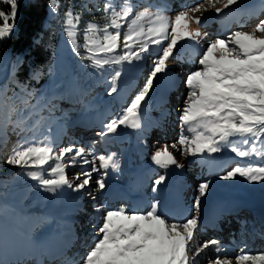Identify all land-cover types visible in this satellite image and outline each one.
Here are the masks:
<instances>
[{
    "label": "snow or ice",
    "instance_id": "obj_1",
    "mask_svg": "<svg viewBox=\"0 0 264 264\" xmlns=\"http://www.w3.org/2000/svg\"><path fill=\"white\" fill-rule=\"evenodd\" d=\"M206 2L220 14L242 0H223L222 7L216 6L221 0ZM0 3L8 6L7 10L0 8L2 43L14 34L20 0H0ZM59 7L58 0H50L52 11ZM201 10H207L204 4H198L191 11ZM103 12L106 18L103 26L88 22L83 28V48L87 56L82 58L91 61L90 66L102 69L106 65L140 61L152 52L153 45L158 55L142 90L123 108L120 116L108 122L105 130L98 133L101 138L116 133L121 126L140 129L143 102L153 89L158 74L168 72V60L176 59L174 49L181 41L201 45L204 39L198 28L192 30L190 27L192 23L200 25L201 18L189 11H181L173 18L166 14L164 8L151 11L150 7H144L135 11L130 0H122L119 6L105 3ZM260 14H264V9ZM64 16L67 38L72 50L79 55L77 26L81 23V16L74 15L71 8L65 10ZM256 33L262 35L257 36ZM196 63L200 67L191 71L185 81L188 92L179 115L183 128L178 139L182 148L178 151L181 155L203 157L230 150L242 159L252 156L264 159V147H257L258 142L264 144V19H259L250 32L236 30L226 38L209 40ZM120 75V71L114 72L109 94L117 92L115 81ZM34 95L25 88L22 95L10 97L0 89V146H6L12 134L21 137L6 155L4 163L26 170L24 174L49 193H56L65 186L80 192L92 182L93 172L109 168L119 170L114 154L99 155L97 168V158L89 161L83 148L69 145L56 153L50 142L24 140L22 134L33 130L28 126L31 113L25 115L24 110L36 107L30 105ZM236 140L248 147H240ZM73 153L66 163L65 157ZM77 158H81L84 164H91V170L77 173L74 179L78 183H73L66 174V168L76 164ZM151 159L165 169L172 165L183 168L168 146L155 151ZM238 177L250 184L264 182V163L237 164L220 179L231 181ZM164 180L165 177L161 176L155 183L159 185ZM95 184L98 190L106 187L103 178L96 180ZM209 187L208 182L198 185L199 195L193 204L197 212ZM96 212L100 214L99 218L91 224L94 246L79 260L73 258L65 264H199L197 258L209 249L217 255L215 259H209L208 264H232L231 259L220 258L219 254L224 250L217 240L196 244L200 234L198 216L169 223L159 212L158 202L151 204L146 212H128L123 207L112 210L98 207ZM227 255L225 252V257ZM235 260L236 264H264V254H246L241 249Z\"/></svg>",
    "mask_w": 264,
    "mask_h": 264
},
{
    "label": "rangeland",
    "instance_id": "obj_2",
    "mask_svg": "<svg viewBox=\"0 0 264 264\" xmlns=\"http://www.w3.org/2000/svg\"><path fill=\"white\" fill-rule=\"evenodd\" d=\"M24 1H27V0H20V2H24ZM118 1H119V5H121L122 0H118ZM142 1H144V0H131V3L133 4L135 11H139L144 7H150V10L154 11V9H152V6L141 4ZM175 1H177V3L173 5V3ZM193 1L195 2L197 0H167L168 5L166 3H164V5L166 7H168V13H169L170 17L174 18L175 15H177L181 11H189V13L191 15L199 16L201 18V24H202L204 22L203 19H205L207 17V15L209 13H211L213 8H210L206 2H203L204 7L207 10L206 11L201 10L200 12L194 13L191 10L197 6V5L195 6V4L200 3L201 1L196 2L192 6L191 4H193ZM255 1L264 3V0H255ZM157 2H158V0H154V3H157ZM242 2L250 4V3H254V0H242ZM189 4L191 6H188ZM222 6H223V0H221V2L218 3L217 7H222ZM177 7H179V9H177ZM231 12H234V10H229V13H231ZM53 16H54V14L52 13L50 15V19H52ZM261 19H264V17H262ZM258 22H259V19L250 21L246 26L243 25V27L238 28V30L245 31L246 29H253V27ZM201 24L197 25L195 23H192V25L195 27L194 30H196L197 28L200 27L201 33L206 35L209 38V40H212L216 36V35H213V34H215V31L217 30L216 23H214L212 31H211L210 26H206L210 29L208 31H206V28L202 29ZM202 26H204V25H202ZM190 27L192 29V26H190ZM15 30H16V28H15ZM256 35L261 36L262 34L256 33ZM217 38H219V37H217ZM193 44H194L193 41H185L182 43L180 42L178 44L177 48L174 49V55L176 56V59L170 58L167 62L168 63V69H169L168 72L166 74L162 73V75L159 78L154 80V87L149 93V96H151V97L148 98L149 97L148 96L146 98V100L143 102V106L146 103L147 104L144 106L145 108L141 109V112H140L141 128L140 129H132L129 127L121 126L116 133L110 134L113 136V138H110L112 143H113L112 146L108 147V149L101 150L99 145L103 144L102 140L100 142H98V140H96V137H97L98 133L101 132V130H100L101 122H104V119H105L104 117H102L103 116V107H101V108H97V106L88 107V108L84 109L85 111L81 112V113H83L82 115L76 116L74 120H73V118L67 119L65 116L61 117L60 113H56V112H59L58 110H61L63 115L68 113V107L67 106L70 103L66 101V97L71 98L72 96H77V97L81 96V93L77 90V86L74 82L75 79H73L71 74H70L71 65H72L71 63H74L73 61L77 59V53L72 50V46H71L70 41H67L64 39L60 43L59 48H58L57 59L53 65V67L51 68L50 77H49V79L45 85V88H44L45 93L48 95H51L52 97L47 96V98H48L47 104L42 105L37 110L39 112L38 115H40L42 113L41 112L42 110H49L50 112L54 113L51 115V118H53L56 121H58L57 118H60V121H58L57 125L55 126V128H57V129H54L55 132L47 133L45 135V141L50 142L52 144V146L54 147V152L58 153L62 149L67 148L69 145H71L72 138H74V136H76L75 133H80V131H82L84 129L85 130L86 129L94 130L98 126V132L93 133V135H95V136H93L95 142L92 143V145H91V151L84 150L85 151V158H87L89 161H93L94 157L97 158V159H95V165L97 168H99V161H98L99 155H101V154L110 155V154L116 153L118 156L116 161L119 164V170L114 171L111 168H109L108 170L99 169L98 172H93L92 173V182L90 183L89 186H87L84 190H81L80 192H75L72 189L67 188L66 186L64 188L58 190L56 193L47 192V197L50 198L48 204H43L37 211L31 212V213H35L37 216H40V217L44 216V223H41V222L35 223L34 226L32 227V229L30 230L31 231L30 233H27V232L24 233L25 236L23 235V232L15 231L17 229L13 227V224H11L9 222H7L5 224L6 220L4 218L0 217V222L1 223L4 222L3 225H1L2 229L0 230L1 241L4 243V245L8 244V246L10 248H12L11 242L13 243L14 239H15L17 241H19V240L22 242L24 241L27 245L33 244L34 246H38L37 240H40V239H43L46 237L49 238V237L55 236V235H58V237H59L61 235L60 232L62 231V226L66 227L67 225H69L71 223L76 224L75 221H73V220L69 221L66 218L70 214L74 215V213L77 212L78 208L75 207V205L77 203V199L80 198L86 192H92L93 193L94 191H99L101 194L99 196H98V194H96L95 195L96 198L91 196L92 199H94V201L98 200V202H97L98 206L93 205L94 207L91 208V210H90L91 213H89V215H88V219L91 222V224L99 218L100 214L96 212V208H98V207L105 209V210L118 209L121 207L126 208V206H123V205H114L111 207V209H107V207H106V206L110 205V201L112 198L111 188L113 187L114 195H115V193L119 192V189H124L126 187L125 180H127V186L132 187L134 189L141 190V191H143V189H144V187H143L144 183H148L150 181H153V183L151 184L152 190H150L151 191L150 193H152L156 196H159L160 200H157L156 199L157 197H155L153 199V202H155V199L157 200L158 209H160L161 207L166 205V202H169L171 200L172 195H174L176 193L175 190H176L177 185H179V182H181L180 178H185V174L187 172L191 173V171H189V165L195 164V161L197 159H199V157H200V156L192 157V156H187V155H181V152L178 151V149L182 148V146L179 145V143H178V139H179V136H180L182 128H183V126L179 120V115L181 114V110L184 107L185 100L187 97V92H188V89H187L185 83H184V86L182 85L183 95H181L180 101H177L176 105L174 107L172 105V107H171L174 109L176 106H178L177 111H171L169 114V117H171V122H172V125H171L172 132L169 134V136H167L168 138H165L162 141V143L159 144V140L155 139V135H154V140H153L152 137L150 136L152 134L150 132L146 131L145 128L147 127V124H148L147 122H149V120L151 119L150 115L152 114L153 116H155V114L158 112L157 111V109H158L157 101L159 99V94L161 93V91L164 90L163 89L164 86H168L169 84H172L173 82L177 83V80H179L180 77H182L184 75V70L182 68L181 69H179V68L174 69L173 68L175 65H177L176 64L177 56L184 49H186L187 46H192ZM153 49L156 51L155 46H153ZM17 60H19V58H16L13 61L12 56L9 57L7 55H3L2 57H0V83L3 80H5V78L7 76L6 71L7 72L9 71L11 63L12 62L16 63ZM145 63H146V65L141 67L140 71L146 70L144 72V74H146V78H147V76L149 75L148 71H150V69L152 67L153 59L145 58ZM129 64L132 65L133 62L129 63ZM147 67H149V68L146 69ZM197 68H198V66H196V68L194 70H196ZM94 69H96V68L94 67ZM119 71L121 72V75L115 81L117 92L109 94L110 91L109 90L106 91L107 93L103 97L101 95L98 96V98L100 99V102H97V103L108 104L107 107H110L109 106L110 101L111 102L116 101L119 98L121 100V98L124 97L125 94L130 93L129 92L130 90L133 91L136 89V91L138 92L144 86V85L142 86L141 84L138 83V80H137L138 75L136 74L137 71L132 72V71H129L125 68H121V69H119ZM76 72L82 73V72H86V70L83 67H81L80 69H76ZM90 72H92V71H90ZM90 72H88V73H90ZM189 73L185 74L186 75L185 78L182 77L184 82L186 81V77ZM146 78H145V81H146ZM100 82L102 83V81H100ZM55 96H57V97H55ZM53 97H55V98H53ZM125 103H126V100L124 101V104ZM169 106H170V104L167 107H169ZM56 107H58V108H56ZM122 110H123V108L118 109V107H116V110L114 112H109L108 114L106 113V117H108L111 114H115V113H116L115 115L120 114V113L122 114ZM165 114L166 113H164L163 115H165ZM63 118L65 121H63ZM49 120H50V118H49ZM70 120H71V122H69ZM73 122H74V124L72 125ZM58 124H60V125H58ZM90 124L93 125L94 127H89ZM106 124L103 123L104 126ZM169 126H170V124H169ZM75 128H78V129L75 130ZM155 130L156 129H153V132ZM78 138H80V136H78ZM8 140L11 141L12 138L10 137V139H8ZM113 140H115V141L113 142ZM235 142L242 148L248 147L247 145L240 144L239 140H236ZM173 144H175L176 147L173 149H170V147H172ZM73 146L77 149L82 148V145L81 146H77V145L75 146V144H73ZM165 146H168V150L173 153V155L176 157V159L178 160V162L180 164L184 165L186 163V160H184V159H188L187 163L185 164V166L183 168H176L175 165H172V166H169V168L165 169V168H162V167L156 165L152 161L151 157L155 153V151L162 150ZM257 147L262 148V147H264V144H261L260 142H258ZM72 155H74V153L69 154V156L65 157L66 163H68V161L70 160ZM5 157H6V155H4V157L2 159H5ZM212 158H214V159L212 160V164H211L210 169H205L204 171L202 169H200L197 172H195V176L191 175L189 182L191 185L194 184L195 188H198L199 183L209 181V179H206L205 176H208L210 173L216 171L217 166H218V165L214 164V162L216 160H221L224 162V164H227V165L229 164L230 165L229 170L232 167H235L237 164L264 163V159H261V158L255 157V156L243 158V159L239 158V157L235 156V154L232 153L230 150H224L221 153L212 154ZM2 163H4V160L2 161ZM128 163L141 164L142 171H138L137 167L129 166ZM224 164H222V165H224ZM90 170H91V164H84L83 160L81 158H77L76 164H74V165L70 164L66 168V174H67L70 181H72L73 183H78V181H76L74 179L76 174L80 173L82 171H90ZM104 170H105V172H103ZM225 173L226 172L223 171V172H221L220 175L211 177V181L208 182L210 185L209 190L206 193V195L201 198V205L202 206L200 205V208H199L200 211H198V213H197V211L194 210V213L192 216L195 215V216L200 217V213L202 215H203V213H205V200L207 198H209L211 195L215 194V192L218 191L217 189H221V190L225 189L223 192H224L225 196L228 198L234 197V196H236V198L245 197V201L243 203L246 206L254 205V206H258V207L264 209V182L251 183L250 184L244 178H239V177L236 178L235 180L224 181V180L220 179V176H222ZM192 174H193V172H192ZM201 174L205 175L203 177L204 179L200 178L199 181H195V180H197V178H195V177H200ZM161 176H164L165 180L161 184L157 185L155 182ZM136 177H138L139 180H137ZM100 178H103L104 180H106L105 181L106 187L104 190H98V187L95 184V181L100 179ZM37 184H38V182L35 183V185H37ZM191 185H190V187H191ZM153 189H155V191H153ZM39 192L40 193L41 192L46 193V191L44 189H42L41 187L39 188ZM102 193H106L108 197L102 199L103 198L102 196H104V194H102ZM232 193H237V195H235V194L232 195ZM13 194H18V199H19V200H17V202H11V204L14 205V209L15 210H17V209L21 210L22 214L20 213V215H22L23 217L30 220L32 218V216L29 217V215L26 213L28 211L25 210L26 206L23 204V196H25L26 193L24 194V191H22V190H13ZM194 195L195 194L191 190V192L188 193L186 196V198L188 200H190V202L187 203L188 204L186 207L187 210H188V208H190V211L193 209V204H191L193 201H191V200H194ZM91 197L89 196L88 199H90ZM38 198H40L39 194H38ZM148 199L151 200V198H148ZM21 200H22V202H20ZM95 204H96V202H95ZM146 211L147 210H145L144 212H146ZM161 211L168 212V209L166 207H163L159 210V212L165 218H167L169 223L181 222V221L185 220V219H174L173 216H165L164 215L165 213L163 214V212H161ZM140 212H143V211H140ZM36 215H34V216H36ZM192 216L189 217V215H188L187 217L191 218ZM187 217H186V219H187ZM171 218H173L174 220ZM30 221L32 222L33 220H30ZM18 224L23 226V227H26L25 224L22 223L21 220L18 221ZM25 230H27V229H25ZM33 236H34V239L30 243L28 238H31ZM93 236H94V230H90V231L86 232V238H89V241H88V243H85V245H84L85 251L90 250V247L94 246ZM204 237H207V238H204ZM208 240H217L219 242V246H223L222 249L227 250L226 244L221 245L219 239H213V238L211 239V238H209L208 235L199 234V237H198L196 243L198 241H202V243H203L204 241H208ZM259 248L260 247H258L257 249H259ZM257 249L255 251H247L246 254H254V255L264 254L263 251L256 252ZM210 251H212L211 253L215 252L213 249H211ZM204 257H205V255L203 254L197 258L199 264H208V261L204 262ZM223 258H226V257H222L221 259H223ZM232 264H233V259H232Z\"/></svg>",
    "mask_w": 264,
    "mask_h": 264
},
{
    "label": "trees",
    "instance_id": "obj_3",
    "mask_svg": "<svg viewBox=\"0 0 264 264\" xmlns=\"http://www.w3.org/2000/svg\"><path fill=\"white\" fill-rule=\"evenodd\" d=\"M49 3L50 0H27L20 2L16 30L10 38L0 43V57L7 55L9 57L12 56L13 61L16 58H19L21 61L19 64L11 63L9 71H6L7 76L5 80L0 83V89L6 91L10 97L22 95L25 88L35 94L30 99V105H36V107L34 109L29 107L24 110L25 115L31 113L28 126L33 130L23 133L22 138L30 142L45 141L46 133L54 129L57 122L60 121V118H57L58 121L51 118V115L54 113L49 110H42L40 115H38L39 112L37 110L47 103V96L49 95L45 93L44 88L50 77L51 68L57 59L59 45L64 39L69 41L64 30V12L66 9L71 8L74 15L78 14L81 16V23L77 26L79 29L77 44L80 54L77 55V59L73 61L74 63H71L70 72L72 78L75 79L74 82L81 96L72 97L71 101H74L75 104L68 108L67 114L63 115L61 111L56 113H60L61 117L65 116L69 119L74 118L80 110L97 106V108H104L105 121H111L120 116L121 113L117 115H115L116 113L111 114L108 117H106V113L114 112L116 107L118 109L126 107L130 104L131 99L139 93V91L136 92L134 90L130 92L131 94H125L121 100L119 98L116 101H110V107H107L108 104L97 103L100 102L98 96L101 95L103 97L107 93L106 91H110L114 72L119 71L121 68L132 72L137 71V80L142 86L146 78V74H144L146 70L140 71V68L146 65L145 59L133 61L132 65L124 62L121 65H106L102 69H94V67L90 66L91 61L82 58L87 56V52L83 48V28L88 22H95L103 26L106 22L103 5L111 3L119 6L118 0H58L60 7L56 11H52L49 8ZM146 3V5L151 6L153 5V0H148ZM153 6L152 9L156 11L157 7ZM159 6H161V3H159ZM0 8L7 10L8 6L0 3ZM162 8L166 9V14L169 15L167 8L165 6H162ZM52 13L54 16L50 19ZM191 26L192 30H194L195 27L192 24ZM153 46H151L152 52L146 54V58L153 59L154 61L158 53L153 49ZM81 67L86 72H76V69H80ZM148 72L150 74V71ZM160 76L161 74H158V78ZM125 100L126 103L124 104ZM80 101L81 103L79 104ZM144 106L142 109L145 108ZM37 121H39V124L36 123ZM63 121H65L64 118ZM10 137L12 140H8L6 146H0V217L6 220L5 224L7 222L13 224V227L17 229H14L15 231L21 232L23 228L27 229L25 230L27 233H30L35 223H44V216L40 217L31 212L37 211L43 204H48L50 198L47 197V191L46 193L39 192L40 186L38 184L35 185L36 181L31 180L24 174L26 170L2 163L4 155L9 154L11 149L15 147L16 141L21 139V137L15 134L10 135ZM13 190H22L24 194L26 193L23 196V204L26 206L25 210L28 211L26 213L29 217L32 216L30 219L33 220L32 222L20 215L21 210H15L14 205L11 204V202L19 200L18 194H13ZM38 194L40 198H38ZM20 220L26 227L18 224ZM3 223L0 222V230Z\"/></svg>",
    "mask_w": 264,
    "mask_h": 264
},
{
    "label": "bare ground",
    "instance_id": "obj_4",
    "mask_svg": "<svg viewBox=\"0 0 264 264\" xmlns=\"http://www.w3.org/2000/svg\"><path fill=\"white\" fill-rule=\"evenodd\" d=\"M200 2V3H197V4H195L196 2ZM203 2H206V0H197V1H195L193 4H192V6L195 4V6L196 5H198V4H204ZM207 3V2H206ZM260 4L258 3V2H254V3H250V4H247L246 6H245V4H241V5H238V8H237V10L238 9H244V11H246V12H249V11H247V10H258V9H260ZM236 11V10H235ZM235 11L234 12H231V13H228L227 11H224V12H222L221 13V16H218L219 14H217V13H213V12H211V13H209L208 15H207V17L205 18V20L207 19L208 21H209V23H207V24H201V28L202 29H205L206 28V31H208V30H210L208 27H206V26H210L211 27V31H212V29H213V25H214V23H216L215 21H213V18H216L221 24H222V27H223V30L227 27V25L229 24V22H230V20L232 19V18H234V16L236 15V13H235ZM249 23V22H248ZM248 23H246V24H244L245 26L248 24ZM202 25H204V26H202ZM240 27H243V25L242 26H234V27H232L231 29H230V31L228 32V33H226V34H224V35H221V32L219 31L218 33V35H220V36H222L223 38H226L227 36H228V34L229 33H231V32H233V31H236V30H238V28H240ZM200 28V27H199ZM237 28V29H236ZM245 31H252V29H246ZM209 41V38L206 36V35H204V39L201 41V46H202V50L203 49H206V47H207V42ZM174 69H177V68H179V69H181V67L177 64V65H175L174 67H173ZM190 72V71H189ZM189 72H187V73H189ZM186 73V74H187ZM185 74L182 76V77H184L185 78ZM174 84H175V82H173ZM184 81H183V78H182V80H181V84H180V87H179V94H180V98L177 100V101H180V99H181V95H183V91H182V85L184 86ZM184 88V87H183ZM166 90H167V88H165ZM170 90H171V88L168 90V93L170 92ZM187 90V89H186ZM185 91V90H184ZM174 91H172V93H173ZM186 92V91H185ZM167 93V94H168ZM185 94V93H184ZM177 101H175V102H172V103H170V106L169 107H172V105H173V107L176 105V102ZM169 105V104H168ZM167 105V106H168ZM177 108H178V106H176ZM152 123V122H151ZM171 125H172V122L170 121V126H169V128H167V129H169V133L166 135V137L165 138H168L167 136H169V134L172 132V127H171ZM76 129H78V128H75V130ZM153 130L151 131V137H153L154 136V134L156 133V130L153 132ZM91 136L90 137H93V136H95V135H93V133L92 134H90ZM98 136V135H97ZM96 138H98V137H96ZM164 138V139H165ZM163 139V140H164ZM172 139V138H171ZM97 140V139H96ZM162 140V141H163ZM162 141H161V143H162ZM165 142V141H164ZM77 146H81L82 144L81 143H78V144H76ZM82 147H85V146H83L82 145ZM79 149V148H78ZM101 149V148H100ZM170 149H173V147H170ZM84 150H86V149H84ZM84 153H85V151H84ZM214 158H212V154L211 155H209V154H205L203 157H199V162L200 163H202L203 161H207L209 164H212V160H213ZM184 160H186V163H187V161H188V159H184ZM183 160V161H184ZM182 161V162H183ZM181 162V163H182ZM185 163V164H186ZM185 164L183 165V167L185 166ZM214 164H216V165H218V166H220V165H222V164H224V162L223 161H221V160H216L215 162H214ZM229 165V164H228ZM226 166L225 168H223V169H221V170H219V171H216V172H212V173H210L208 176H205L204 174H201V176L200 177H195V178H197V180H195V181H199V179L201 178H203L204 176H205V178L206 179H209V181L208 182H210L211 181V177L213 176H217V175H220L221 174V172H227L228 170H229V168H230V165L229 166ZM176 167V166H175ZM177 168V167H176ZM193 168V169H192ZM221 167H219V169H220ZM192 169V170H191ZM200 169H202L203 171L205 170V168L203 167L202 168V166L201 165H196V164H190L189 165V171H191V173L190 172H187L186 174H185V180H183L182 181V186L183 185H185V184H189L190 182H189V180H190V178H191V175L192 176H195V172H197L198 170H200ZM103 172H105V170L103 171ZM192 172H193V174H192ZM203 173V172H202ZM193 178V177H192ZM204 179V178H203ZM153 183V181H150L149 182V185H151ZM192 183V182H191ZM91 188V187H90ZM148 189H149V187H147L146 188V192L143 194V196L145 197V194H147L148 193ZM122 189H119V191H121ZM191 190H192V192L195 194L194 195V200H195V197L196 196H198V188H195L194 187V184L193 185H191V187H189L188 189H187V191H185L184 192V194H183V200L181 201V200H177L176 202H175V204L173 205V207H175V209L174 210H176L177 211V213L176 214H170V213H168V212H163V211H161V212H163V214L165 215V216H173L174 217V219H186V217L189 215V217L190 216H192L193 215V213H194V207H193V209L190 211V208H188V210L186 209V216H182V215H180V209H182V208H186L187 207V203H189L190 202V200H188L187 198H186V196H187V194L188 193H190L191 192ZM218 191H216L215 192V194H213V195H211L209 198H207L206 200H205V203H206V215H208V214H211L212 212H214V210H215V213L217 212V209L216 208H218L219 207V205L225 200V201H228L229 202V204H232V207H235L236 205H238V202H240V203H243L244 202V200H245V197H238V198H236V196H234V197H226L225 196V194H224V190H221V189H217ZM111 191H112V195L111 196H113L114 195V189H113V187L111 188ZM91 193V194H90ZM96 194H98V196L99 195H101L100 194V192L99 191H94L93 193L92 192H86V193H84L83 194V197H82V201L85 203V206L88 208L91 204H92V202H96V204H95V206H98L97 205V202H98V200L97 201H94V199H92V197L91 196H93V197H95L96 198ZM102 194H104V196H102L103 198L102 199H104V198H106V197H108L107 196V194L106 193H102ZM237 195V193H232V195ZM119 195H121V194H118V193H115V195H114V199L116 200L115 201V204H119V205H123V206H127L128 205V203H129V200L127 199V198H125V200H122L123 198L121 197V198H119V199H117L116 197L117 196H119ZM91 197L90 199H88V197ZM87 197V198H86ZM92 199V200H91ZM157 200H160V198L159 197H157L156 198ZM155 199V202H157V200ZM78 200V199H77ZM91 200V201H90ZM132 200L134 201V202H138V201H140L141 199L140 198H132ZM194 200H191V201H193L191 204H194ZM90 201V202H89ZM210 202H213V204H209ZM216 202V203H215ZM152 203H154L153 202V200H150L149 201V204L148 205H146L144 208H142V209H136V208H134V209H130V208H126V210L128 211V212H140V211H145V210H150V206H151V204ZM171 204H172V202H171ZM223 205V204H222ZM221 205V206H222ZM112 206V205H111ZM111 206L108 208V209H111ZM167 206V202H166V205H164L163 207H166ZM202 206V205H201ZM163 207H161V208H163ZM160 208V209H161ZM245 208H247V206L246 205H243L242 207H241V205L239 206V207H237L236 208V213H238V212H242V213H244L245 211H247V209H245ZM160 209H158V210H160ZM200 211V210H199ZM198 213V212H197ZM196 213V214H197ZM215 213H214V215H215ZM89 214V213H88ZM88 214H86L85 215V217H84V219H83V221H85V220H87L88 219ZM230 214H225V213H222V216H229ZM195 216V215H194ZM188 218V217H187ZM171 219H173V218H171ZM173 219V220H174ZM170 220V219H169ZM82 221V222H83ZM199 223H200V234H203V235H208L209 236V238H213V239H219V241H220V244L221 245H224V243H226V247L227 246H230V247H228V248H226L227 250H224V251H222L219 255H220V258H222V257H225V252H227V257L226 258H229V259H233V264H236V260H235V255L236 254H238L239 252H240V248L242 247V245L243 244H245V243H249L250 242V236L248 235H245V237H243V239H242V243H241V245L239 246V247H237V246H234L233 245V243L235 242V239H233L232 238V236L230 235V234H228V233H226V231H225V228H222V230L221 231H219L218 233L217 232H215L212 228H210L209 227V221L208 220H206V219H204L203 218V216H202V214L200 213V217H199ZM91 226V225H90ZM229 226H227L226 228H228ZM90 230H93L92 229V227H90L87 231H90ZM202 236V235H201ZM220 236H222V239L220 238ZM204 238H207V237H204ZM91 243V242H90ZM202 243V241H198L196 244L197 245H199V244H201ZM221 248L223 247V246H220ZM258 247H260L259 249H257ZM263 247V248H262ZM257 249V251L256 252H261V251H263L264 252V236L263 237H261V243H260V245H256L255 246V248H253V249H249V247H247V248H245L243 251L245 252V253H247V251H255ZM211 249H209V250H206L203 254L205 255V257H204V262H207V261H209V259H215V257H216V255H217V253H215V252H213V253H211L212 251H210ZM239 250V251H238ZM254 255V254H253Z\"/></svg>",
    "mask_w": 264,
    "mask_h": 264
}]
</instances>
